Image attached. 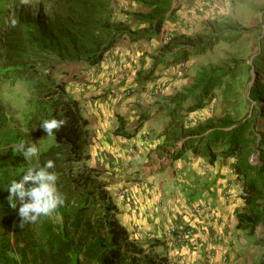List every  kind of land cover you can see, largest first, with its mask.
<instances>
[{"label":"trees","instance_id":"trees-1","mask_svg":"<svg viewBox=\"0 0 264 264\" xmlns=\"http://www.w3.org/2000/svg\"><path fill=\"white\" fill-rule=\"evenodd\" d=\"M139 2L150 8L146 13H132L137 20L148 23L142 30L111 22L110 0H0V77L6 75L12 82L32 81L35 91L28 109L19 118L8 113L9 106L0 97V264H165L163 257L144 254L116 219L117 207L99 170L88 164V120L79 101L50 72L56 62L97 64L124 34L133 41L157 36L165 19L175 12L170 7L171 0ZM261 24L260 47L248 64L256 72H264V18ZM245 30L219 27L192 50L171 39L169 58L158 62L167 65L187 61L190 54L204 53L220 40L238 39ZM243 64L247 65L234 60L223 67L200 68L194 82L175 94L169 114L182 109L178 120L183 125L206 116L207 105L214 101L217 89L224 100L231 97V82L240 75ZM154 66L144 78L151 76ZM244 99L255 101L249 112L235 117L233 111L225 109L216 125L199 122L189 133L191 137L184 138L171 157L181 156L189 147L209 163L219 154L233 156L243 197L254 204L258 198L264 199V134L256 129L258 120H264L262 77H256L249 85L248 97ZM193 112L197 113L192 115ZM53 118L67 123L47 136L39 126ZM123 134L130 136L133 131ZM21 142L25 147L34 144L38 156L26 161L15 150ZM254 151L258 158L253 162L250 156ZM49 160L54 162L49 171L57 174L56 187L64 202L51 216L21 229L19 202L16 209L10 206L7 188L29 168L42 167ZM259 208L249 222L252 230L264 222V202Z\"/></svg>","mask_w":264,"mask_h":264},{"label":"crops","instance_id":"crops-1","mask_svg":"<svg viewBox=\"0 0 264 264\" xmlns=\"http://www.w3.org/2000/svg\"><path fill=\"white\" fill-rule=\"evenodd\" d=\"M110 2L111 22L130 30H142L148 25L132 16L133 12L146 13L150 9L139 0ZM236 2L171 0L170 7L175 12L165 19L157 36L133 41L124 34L97 64H67L76 73L63 81L66 91L79 101L88 120V164L99 170L117 207L115 217L127 229L129 238L144 254L163 257L165 264H262L264 259V222L253 230L249 224L264 199L258 198L253 204L241 195L242 181L233 169L235 158L219 154L209 163L191 147L181 156L171 157L199 122L204 124L213 118L210 122L216 125L224 114L213 117L215 101L207 105L212 109L209 114L206 111V116L199 119L194 116L196 120L184 125L178 120L182 109L168 112L175 94L194 82L204 64L194 66L191 60L207 51L190 54L187 61L180 63L158 62L169 58L171 39L192 50L199 43L197 38H206L215 29L225 27L224 23H215V17L228 12ZM257 6L264 7V0H259ZM261 21L258 16L251 25L259 34L257 51L263 36ZM153 66L151 76L144 78ZM163 104L167 107L159 110ZM132 131L130 136L123 134ZM123 190L129 191L128 199ZM201 205L211 211V217L192 213ZM180 215L195 228L198 244L175 253L163 241L145 237V230L159 227L161 231Z\"/></svg>","mask_w":264,"mask_h":264},{"label":"rangeland","instance_id":"rangeland-1","mask_svg":"<svg viewBox=\"0 0 264 264\" xmlns=\"http://www.w3.org/2000/svg\"><path fill=\"white\" fill-rule=\"evenodd\" d=\"M27 1L36 2L38 0ZM258 3L259 0H237L236 3H233L234 7L228 12L226 10V13L216 15L215 23H224L225 27H231L230 25L232 24L235 26L233 28L238 30L246 29L245 32L238 39L218 42L212 49L207 50L205 55L191 60L194 66L204 63L200 68L223 67L234 60H242L245 61V64L247 63V65L243 64L242 68H240V75L235 80H232L233 91L228 100H224L219 90H216L213 117L223 114L225 109L231 113L233 111L235 117L242 116L245 112H249L252 104L255 103V101L246 102L244 97H248L249 85L256 77L264 79V72H256L253 67H248L259 46V34L251 28V25L258 16H261L262 19L264 18V7L260 9L257 6ZM125 5L123 8L127 7V4ZM119 12H122V10L119 9ZM203 39L205 38H197V42H201ZM54 65L53 70L50 72L60 82L66 81V79L73 77L74 73H76V70L61 62H56ZM32 83V81L27 83L21 79L12 82L6 75L2 76V78L0 77V97L8 104V113L14 118L21 117L28 109L29 101L34 98L35 91L32 88ZM210 111L212 109L208 108L207 113L209 114ZM258 122L256 129L264 134V120L259 119ZM251 156V161H256L258 158L257 151H254Z\"/></svg>","mask_w":264,"mask_h":264},{"label":"clouds","instance_id":"clouds-1","mask_svg":"<svg viewBox=\"0 0 264 264\" xmlns=\"http://www.w3.org/2000/svg\"><path fill=\"white\" fill-rule=\"evenodd\" d=\"M66 123V120L53 118L44 120L39 127L47 133V136H52ZM15 150L19 154H22L26 161H30L32 157L38 156V149L34 144L25 147V144L21 142L15 146ZM53 167L54 162L49 160L42 167L29 168L19 180H13L8 186L9 196L7 199L10 206L16 209L17 202L20 205L18 215L20 217L19 227L21 229L25 224L35 223L41 217L51 216L63 204V197L56 187L57 174L49 171Z\"/></svg>","mask_w":264,"mask_h":264},{"label":"built area","instance_id":"built-area-1","mask_svg":"<svg viewBox=\"0 0 264 264\" xmlns=\"http://www.w3.org/2000/svg\"><path fill=\"white\" fill-rule=\"evenodd\" d=\"M226 1L227 0H224V2ZM166 38L169 39V35L166 36ZM156 89L161 90L160 87H156ZM140 138L141 140H145L144 135H140ZM121 192L125 198H129V191L123 190ZM225 193L228 194V191H225ZM241 195H245L243 190L241 191ZM128 203H131V201L128 200ZM204 207L205 205L196 206L193 209L192 213H201L203 215L211 217V211L204 210ZM136 230L140 231L141 229L137 226ZM145 237L149 240H153L154 242L163 241L175 253H177L176 251H180L183 247L194 246L199 242V238L196 236L195 228L188 223L184 215H180L179 217L174 219L167 227L163 228L161 231L159 230V227L145 230Z\"/></svg>","mask_w":264,"mask_h":264}]
</instances>
